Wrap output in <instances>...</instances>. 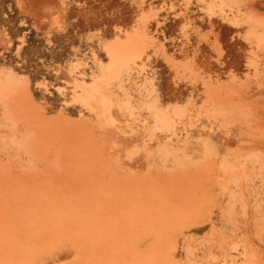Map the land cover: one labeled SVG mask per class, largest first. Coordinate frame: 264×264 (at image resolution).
<instances>
[{"label":"rangeland","instance_id":"rangeland-1","mask_svg":"<svg viewBox=\"0 0 264 264\" xmlns=\"http://www.w3.org/2000/svg\"><path fill=\"white\" fill-rule=\"evenodd\" d=\"M233 1L223 4L226 20L211 0H0V72L27 83L48 139L79 149L82 135L63 124L94 129L89 167L103 183L124 179L119 217L122 228L133 224L95 250L74 245L72 227L42 232V246L0 247V264H264V74L253 70H264V43L248 34L252 19L264 22V4L237 12ZM141 30L136 60L103 80L111 105L90 109L81 88L108 75L105 49ZM53 166L45 174L68 168ZM111 191L100 184L94 202L114 199Z\"/></svg>","mask_w":264,"mask_h":264},{"label":"bare ground","instance_id":"bare-ground-1","mask_svg":"<svg viewBox=\"0 0 264 264\" xmlns=\"http://www.w3.org/2000/svg\"><path fill=\"white\" fill-rule=\"evenodd\" d=\"M230 1L232 2V0ZM218 2L220 7L217 5ZM234 2L235 5L238 3V5H236L237 12L241 11L240 7L245 3H247L248 7L251 6L252 8H254L253 6L255 5L264 4V0H235L233 3ZM211 3L214 5L216 4L220 8L222 16L225 14V10L223 8V4L227 5L225 0H211L209 4L212 5ZM253 12L254 11H252V13ZM252 13L250 14V18H252L251 15L254 14ZM223 17L226 20L231 19L230 16L227 15V12ZM234 23H236V21H234ZM249 24L251 26H249V32L247 31L248 34L256 38L257 43H264V31L260 32L258 29L259 26L264 27V22L261 18H254ZM140 33V39H138L137 35V37L129 38L124 43H117L114 46L110 45L105 49L110 55L108 56L111 57V64L109 63L110 65L107 67V71L109 72L108 75L103 73L102 77L100 79L98 78L95 83H93V85L95 84L94 86H84V88H81L83 91L81 94L82 96L80 95L82 98H80V100L85 102L90 109H93V107H95L94 104L98 105L99 102V104L103 106L100 108L104 112L106 110V106L108 105L109 107V105H111V93L108 91L109 88L106 86V84H108L106 77L109 75L114 78L117 75L119 77V73L117 72L120 70L117 69H120L123 65H125L123 67L125 68L127 63H129L128 61L134 58L136 60V57H134L135 52H132L135 49L132 46H136L138 41H136L137 43L132 41L144 40L146 36L145 32L141 30ZM130 43H133V45ZM114 65L117 67L115 70H113ZM117 65L121 66L118 68ZM253 70L256 75H254L255 77L259 78L264 74V70H261V65L256 62L254 63ZM113 74L116 75L113 76ZM103 80L106 83L105 85ZM258 81L257 88L263 89L264 81ZM230 85H227V87H230ZM220 87L221 86H219V89ZM208 91L210 94H213V90L211 93L208 88ZM218 92L220 93L219 90ZM0 107L2 110V114L0 116V247L19 249L21 247L30 248V245L33 247L42 246L43 243L41 244V242H43V239L41 235H39L40 233L62 229L69 230L67 228L72 227L73 229L71 231H75L74 234L76 239V234H78V237L82 238L81 240L78 238L77 241H75L76 243L74 242V245L79 246V248H92L95 250L112 244V242L118 238L126 235L127 233L133 232L129 230L130 227H133V224L131 226H127L126 224V226L122 228V217H119L124 213H121V209L124 208L123 200L126 199L124 198L125 193H123L125 187L124 179L120 176H116L115 178L113 177L110 182L103 183L101 181L105 180L103 178L104 176L101 174H95L92 172L93 169H90V167H93L90 165H95V156H93V154L97 153V151L96 149V152L94 151V147L96 145L94 129L90 127L87 122H77L79 123L77 125L63 124L65 128L67 127L66 129L71 128L77 135L78 133L82 135L80 142L78 140V144H81L80 148L78 147L79 149H77L78 145L76 140L73 141L74 143H72V145L74 146V144H76L77 146H75V148L69 147L67 146L68 140L66 141V139H61V141L58 142L57 137L53 139L52 135L49 133L51 139L53 140L51 143V139H48L49 136L46 134V131L49 132L50 130L46 128L47 123L46 125L44 124L45 117L43 113L39 111L40 109L38 110L37 106L34 104L32 95L27 87V83L25 85V82L23 83L12 72H8L6 74L0 72ZM93 110L95 111V109ZM55 124L59 125V127L61 126V123ZM35 125L36 127H34ZM56 125L55 127L53 126L54 129L57 128ZM72 125H74L73 128L68 127ZM37 126H41L42 128L44 127L47 130L43 133L41 130L44 129L40 130ZM62 127H60L61 130L64 129V127ZM19 128L26 129V132L23 133V135H19ZM66 129L64 130L67 131V134L70 130L68 131ZM52 130L51 134L53 132ZM55 131L56 130H54L53 133H55ZM57 133H59V131ZM69 133L72 135L71 132ZM71 138L73 137L71 136ZM54 140H57L58 143H54ZM201 141L203 142V139ZM201 145H203V143ZM93 151L95 153L92 154ZM3 158L6 160L2 161ZM99 161L100 160H98V162ZM56 164H62L63 166H60L61 168L63 167L62 169L65 167L66 170V167H68L70 170L67 168L66 173L62 175L59 173L56 174V172L51 175L49 173L45 174L48 167H52V165L56 166ZM70 164H72L71 166L73 168L69 166ZM55 169H59V167L57 168L56 166L54 167V171ZM187 170H185V172ZM56 171L58 172V170ZM95 171L97 170L95 169ZM59 172H61V170ZM77 181H80V190L81 186L86 187L85 190H78V192L80 191L79 193L76 189H74L73 185H71L75 184ZM100 184H106L109 188H111V192H115L116 194H114L115 198L113 199L112 197L114 195H111L112 197H109L110 199L112 198L110 201L108 200L104 203H95L93 197L94 194H96V188H100ZM171 199H173V197ZM89 204H94L98 207L95 213H92L90 209L86 208ZM115 210H117L119 215L116 214ZM138 224L139 223L137 221L135 227L138 226ZM98 225L99 227H93ZM86 227H92L89 233L84 232ZM125 227L127 228V231H124ZM73 239L75 238L73 237ZM136 239L139 240L138 238ZM130 250L134 251L133 253L135 254V257H140V251H138L137 247Z\"/></svg>","mask_w":264,"mask_h":264}]
</instances>
